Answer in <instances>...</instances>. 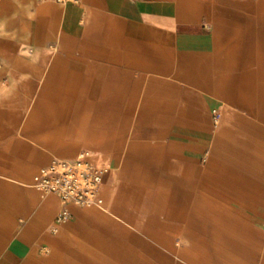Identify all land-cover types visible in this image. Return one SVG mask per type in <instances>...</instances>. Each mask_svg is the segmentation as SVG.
I'll list each match as a JSON object with an SVG mask.
<instances>
[{"label":"crops","instance_id":"0c3cea01","mask_svg":"<svg viewBox=\"0 0 264 264\" xmlns=\"http://www.w3.org/2000/svg\"><path fill=\"white\" fill-rule=\"evenodd\" d=\"M0 21V264H264V0H0ZM81 152L99 204L54 225L32 178Z\"/></svg>","mask_w":264,"mask_h":264},{"label":"built area","instance_id":"2783aa9c","mask_svg":"<svg viewBox=\"0 0 264 264\" xmlns=\"http://www.w3.org/2000/svg\"><path fill=\"white\" fill-rule=\"evenodd\" d=\"M54 2L63 6L78 5L80 0H40ZM215 118H218L217 116ZM105 170L94 167L88 161L86 152H81L74 160H53L41 168L32 178V187L47 194L55 195L61 209L54 219V225L66 223L71 215L68 205L79 208L98 206L97 193L102 184Z\"/></svg>","mask_w":264,"mask_h":264},{"label":"clouds","instance_id":"9594fccd","mask_svg":"<svg viewBox=\"0 0 264 264\" xmlns=\"http://www.w3.org/2000/svg\"><path fill=\"white\" fill-rule=\"evenodd\" d=\"M7 26L4 21H0V39L7 38Z\"/></svg>","mask_w":264,"mask_h":264},{"label":"bare ground","instance_id":"6f19581e","mask_svg":"<svg viewBox=\"0 0 264 264\" xmlns=\"http://www.w3.org/2000/svg\"><path fill=\"white\" fill-rule=\"evenodd\" d=\"M87 155H88V153H87Z\"/></svg>","mask_w":264,"mask_h":264}]
</instances>
